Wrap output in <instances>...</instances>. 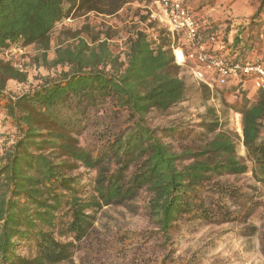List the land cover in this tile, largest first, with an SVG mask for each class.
<instances>
[{
    "label": "trees",
    "instance_id": "obj_1",
    "mask_svg": "<svg viewBox=\"0 0 264 264\" xmlns=\"http://www.w3.org/2000/svg\"><path fill=\"white\" fill-rule=\"evenodd\" d=\"M132 1L0 0V49L48 50L51 32L73 12L114 14ZM260 8L256 23L264 21ZM171 38L151 41L143 31L131 34L124 62L112 58L106 42L92 48L80 39L57 52L55 63L68 65L67 71L20 94L9 91L8 83L25 82L27 73L0 61V122L5 136L14 134L0 155V264H73L76 243L90 234L97 214L143 189L152 194L151 212L168 238L179 217L206 216L201 195L208 174L248 171L225 134L190 153L194 162L179 167L181 156L145 124L152 109L167 111L185 96ZM247 43L236 35L227 48L232 61L255 62L247 56ZM107 103L129 111L135 123L93 154L79 137L92 111ZM230 107L241 115L247 158L264 185V90ZM80 166L97 172L91 188L73 175ZM25 246L29 252L22 253Z\"/></svg>",
    "mask_w": 264,
    "mask_h": 264
},
{
    "label": "rangeland",
    "instance_id": "obj_2",
    "mask_svg": "<svg viewBox=\"0 0 264 264\" xmlns=\"http://www.w3.org/2000/svg\"><path fill=\"white\" fill-rule=\"evenodd\" d=\"M231 1L189 0V5L198 13L204 28L218 29L214 32L224 45H232L236 35L244 36L247 44H251L248 58L264 60V21L256 23L264 0H233L232 4ZM157 2L135 0L114 14L75 11L55 26L48 50L36 45L0 49V61L11 62L28 75L22 83L11 80L8 90L20 94L67 71L68 65L55 63L57 52L77 45L80 39L92 48L106 42L112 58L124 62L126 41L131 34L143 31L151 41L160 35L170 37L156 17ZM214 7L216 10L211 11ZM185 43L180 37L173 42L175 47ZM175 63L180 66L185 96L167 111L152 109L145 124L181 156L179 167L194 162L190 153L200 152L218 135L225 134L235 144L236 157L248 165V171L208 174L201 195L206 216L179 217L168 238L151 212L153 196L147 189L132 199L104 207L97 214L90 234L76 243L73 264H264V185L253 176L254 166L243 145L241 118L230 107L241 103L244 97L253 99L252 88L208 87L195 79L190 63ZM134 123L129 111L115 110L107 103L92 111L90 125L79 137L80 143L93 154L99 153ZM1 124L0 155L7 141L11 143L14 137L13 132L5 136ZM73 175H81L83 183L91 188V179L97 172L80 166ZM27 252L29 247H23L22 253Z\"/></svg>",
    "mask_w": 264,
    "mask_h": 264
},
{
    "label": "built area",
    "instance_id": "obj_3",
    "mask_svg": "<svg viewBox=\"0 0 264 264\" xmlns=\"http://www.w3.org/2000/svg\"><path fill=\"white\" fill-rule=\"evenodd\" d=\"M158 20L169 35L184 38L183 46L173 47L178 64L190 63L195 79L208 87L253 88L264 90V63L243 60L234 62L224 51L216 49L217 33L204 31L188 0H158ZM240 120L241 115L235 114ZM241 121V120H240ZM264 134V129H263Z\"/></svg>",
    "mask_w": 264,
    "mask_h": 264
},
{
    "label": "crops",
    "instance_id": "obj_4",
    "mask_svg": "<svg viewBox=\"0 0 264 264\" xmlns=\"http://www.w3.org/2000/svg\"><path fill=\"white\" fill-rule=\"evenodd\" d=\"M228 1H230V0H228ZM232 1H233V0H232ZM232 1H231V4H232ZM188 3H189V0H188ZM189 4H190V3H189ZM227 5L231 6L230 3L227 4ZM189 6H190V8L193 10V12L195 13V9H193V8L191 7V5H189ZM226 7H227V6H225V8H226ZM206 9H207V7L204 8V10H206ZM212 10H216V7L212 8L211 11H212ZM226 13L230 15V12H229V11H227ZM226 13L224 14V16L227 15ZM207 14H210V11H207ZM212 14H213V13H212ZM195 15H196L197 19L199 20V23H200V25L202 26V29H203L204 31H208V30H212V31H213V30H214V27L211 28L210 26L204 28V23L200 22V19H199V15H198V13H195ZM215 30L218 31L217 28H215ZM208 32H209V31H208ZM216 33H217V32H216ZM221 44H223V43L221 42L220 44L216 45V49H219V50L226 49V51H224V52H226L225 54H228V50H227V48H228L230 45H224V44L221 45ZM251 93L254 94V96H255L256 93H257V91H255V90L252 88V89H251Z\"/></svg>",
    "mask_w": 264,
    "mask_h": 264
}]
</instances>
